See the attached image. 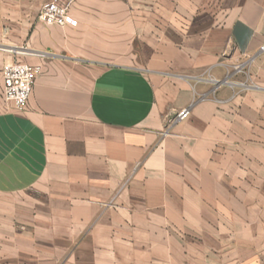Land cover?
Masks as SVG:
<instances>
[{"label":"crops","instance_id":"1","mask_svg":"<svg viewBox=\"0 0 264 264\" xmlns=\"http://www.w3.org/2000/svg\"><path fill=\"white\" fill-rule=\"evenodd\" d=\"M44 1L0 0V264H264V0Z\"/></svg>","mask_w":264,"mask_h":264},{"label":"built area","instance_id":"2","mask_svg":"<svg viewBox=\"0 0 264 264\" xmlns=\"http://www.w3.org/2000/svg\"><path fill=\"white\" fill-rule=\"evenodd\" d=\"M76 0H50L40 8L37 19L46 25H64L70 7ZM264 52V43L261 46ZM39 65H31L22 62L5 64L0 69V77L3 81V96L11 101L17 110H23L33 90L34 80L39 73ZM189 115L187 108L180 110L175 120L186 119Z\"/></svg>","mask_w":264,"mask_h":264},{"label":"rangeland","instance_id":"3","mask_svg":"<svg viewBox=\"0 0 264 264\" xmlns=\"http://www.w3.org/2000/svg\"><path fill=\"white\" fill-rule=\"evenodd\" d=\"M47 1H50V0H46V1L42 2L41 5H40V7H39V10H40V8L42 7V5H43L45 2H47ZM39 10H38V12H39ZM37 14H38V13H37Z\"/></svg>","mask_w":264,"mask_h":264}]
</instances>
